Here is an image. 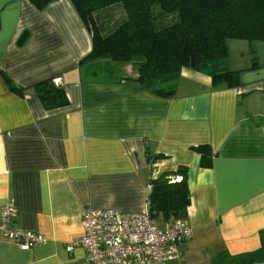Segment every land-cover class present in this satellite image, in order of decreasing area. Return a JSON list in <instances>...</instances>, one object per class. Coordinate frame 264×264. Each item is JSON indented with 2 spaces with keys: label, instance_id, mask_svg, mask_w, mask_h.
I'll list each match as a JSON object with an SVG mask.
<instances>
[{
  "label": "crops",
  "instance_id": "0c3cea01",
  "mask_svg": "<svg viewBox=\"0 0 264 264\" xmlns=\"http://www.w3.org/2000/svg\"><path fill=\"white\" fill-rule=\"evenodd\" d=\"M105 23L116 25L103 16ZM90 49L70 0L42 10L0 0V208L10 202L17 227L46 237L28 250L0 237V264H81L85 251H67L66 242L81 233L83 210L143 212L149 179L179 166L186 167L191 236L172 264H229L226 257L257 250L264 42L227 40V67L240 70L239 85L214 88L208 75L182 68L170 98L140 89L136 63L82 61ZM251 49L257 66L238 65L239 51ZM4 74L22 91L11 90ZM46 78L60 79L66 105L43 108L33 84ZM198 145L209 146V167L200 166ZM147 153L161 158L148 161Z\"/></svg>",
  "mask_w": 264,
  "mask_h": 264
},
{
  "label": "trees",
  "instance_id": "16d2710c",
  "mask_svg": "<svg viewBox=\"0 0 264 264\" xmlns=\"http://www.w3.org/2000/svg\"><path fill=\"white\" fill-rule=\"evenodd\" d=\"M42 10L55 0H27ZM77 15L90 33L91 49L81 59L137 65L133 78L140 89L161 97H172L182 68L204 73L214 88L240 84V70L227 67L228 39L264 42V0H70ZM120 3L125 19L107 32L100 25V12ZM158 8L155 12L154 9ZM157 15L172 16L174 23L155 28ZM176 21V22H175ZM26 33L21 35L20 41ZM254 49H251L253 52ZM255 52V51H254ZM257 66L252 59L251 68ZM9 88L21 92L4 74ZM46 110L68 103L64 89L51 78L33 84ZM200 154V166L209 167L208 145L193 148ZM161 158L149 155L148 161ZM180 176L179 181L175 178ZM148 212L159 225L178 218L186 219L190 203L186 167L162 172L149 179ZM260 247L252 252L226 257L229 264L264 263V230L259 232ZM221 256L215 258L218 262Z\"/></svg>",
  "mask_w": 264,
  "mask_h": 264
},
{
  "label": "built area",
  "instance_id": "2783aa9c",
  "mask_svg": "<svg viewBox=\"0 0 264 264\" xmlns=\"http://www.w3.org/2000/svg\"><path fill=\"white\" fill-rule=\"evenodd\" d=\"M60 85V79H53ZM180 176L175 181L180 180ZM150 190L151 185L148 184ZM17 208L10 202L0 208V237L28 250L46 241L33 229L17 227ZM191 236L184 218L159 225L148 212H122L113 208L84 209L81 233L66 242V250L82 248L81 264H172L180 257V244ZM264 264V263H261Z\"/></svg>",
  "mask_w": 264,
  "mask_h": 264
},
{
  "label": "rangeland",
  "instance_id": "374dc122",
  "mask_svg": "<svg viewBox=\"0 0 264 264\" xmlns=\"http://www.w3.org/2000/svg\"><path fill=\"white\" fill-rule=\"evenodd\" d=\"M119 8L121 9V13H122V17H120V19H119V15H118L120 13L119 12ZM154 11L157 12L158 8L155 7ZM113 12H115V14L114 15H110V14H113ZM100 13H101V18L103 16L109 17V18L112 19V22H116V25L119 24L120 22H122L125 19V12H124V9H123V7H122V5L120 3H117V4L111 6L108 9L102 10V12H100ZM114 19H116V20H114ZM174 20L175 19L172 16L157 15L155 28L156 29H160V28H163L165 26H168V25L172 24V22L174 23ZM107 23H110V22H107ZM116 25H112V26L110 25L109 26L106 23L103 24L102 25V29L107 26V28L103 29V32L109 31L110 29L114 28ZM229 40L244 41V42L248 43V41L244 40V39H229ZM230 47H231V45H230ZM231 55H232V57L234 56V51H232ZM254 57L256 58V60H258V57L254 53V51L251 52V54H248V55H245V52H243V54H241L240 51H239V56L237 57L238 65L243 66V64H246V63L249 65V64L252 63V59ZM115 76L116 75L112 74V77H115Z\"/></svg>",
  "mask_w": 264,
  "mask_h": 264
}]
</instances>
